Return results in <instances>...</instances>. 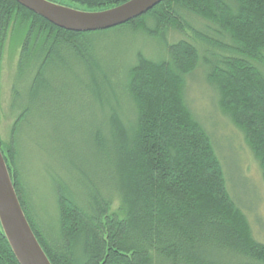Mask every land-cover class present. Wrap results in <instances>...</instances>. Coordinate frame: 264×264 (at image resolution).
Returning a JSON list of instances; mask_svg holds the SVG:
<instances>
[{"label": "trees", "instance_id": "1", "mask_svg": "<svg viewBox=\"0 0 264 264\" xmlns=\"http://www.w3.org/2000/svg\"><path fill=\"white\" fill-rule=\"evenodd\" d=\"M52 1L95 11L128 0ZM172 32L180 37L171 39ZM103 33L155 39L163 56L138 49L109 69L90 41ZM14 34L22 38L17 70L31 92L45 87L50 64L68 57L87 78L90 102L102 106L84 140L86 160L71 162L72 187L53 180L51 205L40 211L14 140L27 106L8 142L0 139L18 200L51 264H264V243L231 195L221 140L184 97L187 75L201 69L264 181V0H161L123 24L87 32L0 0V65ZM0 264H19L1 225Z\"/></svg>", "mask_w": 264, "mask_h": 264}, {"label": "rangeland", "instance_id": "2", "mask_svg": "<svg viewBox=\"0 0 264 264\" xmlns=\"http://www.w3.org/2000/svg\"><path fill=\"white\" fill-rule=\"evenodd\" d=\"M169 37L177 39L180 35L172 32ZM21 39L15 34L8 35L2 51L0 139L8 142L17 114L27 106L29 111L20 122L14 140L18 144L19 168L40 211L51 205L48 196L54 181L61 179L72 187L71 162L86 160L84 140L89 125L101 115L102 106L99 101L90 102L93 98L87 97V78L82 69H73V61L68 57L65 62L56 60L50 64L45 69V87L42 85L40 90L31 92V81L17 70ZM90 41L99 62L115 71L125 56L132 58L131 54L138 49L153 59L163 56L157 40L141 39L130 33L94 34ZM199 70L186 77L185 101L197 119L203 120L209 131L221 140L222 157L227 160L226 173L234 194L231 195L247 215L255 239L264 243V181L258 163L241 134L217 110L215 90Z\"/></svg>", "mask_w": 264, "mask_h": 264}, {"label": "water", "instance_id": "3", "mask_svg": "<svg viewBox=\"0 0 264 264\" xmlns=\"http://www.w3.org/2000/svg\"><path fill=\"white\" fill-rule=\"evenodd\" d=\"M52 24L77 32L97 31L123 24L161 0H128L104 10H83L52 0H15ZM0 225L19 264H51L18 200L0 150Z\"/></svg>", "mask_w": 264, "mask_h": 264}]
</instances>
